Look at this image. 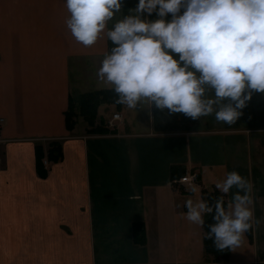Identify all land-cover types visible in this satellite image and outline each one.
Wrapping results in <instances>:
<instances>
[{
  "label": "crops",
  "instance_id": "0c3cea01",
  "mask_svg": "<svg viewBox=\"0 0 264 264\" xmlns=\"http://www.w3.org/2000/svg\"><path fill=\"white\" fill-rule=\"evenodd\" d=\"M65 15L62 0H0V264H264V93L233 125L155 107L152 120L113 104V131L88 132L80 115L67 130L69 96L89 81L109 88L95 73L112 44H78ZM55 139L62 157H44L39 176L34 145ZM233 170L252 184L254 223L240 247L212 260L183 204ZM192 171L197 193L179 180Z\"/></svg>",
  "mask_w": 264,
  "mask_h": 264
},
{
  "label": "clouds",
  "instance_id": "9594fccd",
  "mask_svg": "<svg viewBox=\"0 0 264 264\" xmlns=\"http://www.w3.org/2000/svg\"><path fill=\"white\" fill-rule=\"evenodd\" d=\"M124 2L62 0L63 23L78 44L111 42L95 75L117 104L152 120L155 107L233 125L253 93H264V0H137L127 14ZM215 188L235 191L228 200L189 198L183 215L200 228L210 216L204 238L234 250L253 227L252 184L233 170ZM187 190L200 191L194 183Z\"/></svg>",
  "mask_w": 264,
  "mask_h": 264
},
{
  "label": "trees",
  "instance_id": "16d2710c",
  "mask_svg": "<svg viewBox=\"0 0 264 264\" xmlns=\"http://www.w3.org/2000/svg\"><path fill=\"white\" fill-rule=\"evenodd\" d=\"M116 96L115 93L110 88H100L94 89L90 91H85L79 93L76 96H69L67 108L64 111V122L67 130L73 129L76 123V117L80 115L84 121L89 126L87 131L93 133H106L108 131H113L115 127L109 128L106 126V121L97 116V107L101 103H111L114 104L118 109L121 107L120 104L115 102ZM47 144V148L44 149L42 143H36L34 145L35 151V165L37 173L39 176H44L46 174V168L44 167L42 160L45 157L49 161H57L62 157V148L60 140L55 139L49 141ZM197 179V177H196ZM224 195L219 192V190L215 188H203L201 192V197L204 199H208L209 201ZM225 198V195H224ZM205 227L203 228V232L207 231V224L211 223V217L205 216ZM142 227L138 226V230L135 229V234L137 240H141ZM203 234V248L205 254L211 255L212 260H225L229 253L228 249L225 250H217L210 239H205Z\"/></svg>",
  "mask_w": 264,
  "mask_h": 264
},
{
  "label": "rangeland",
  "instance_id": "374dc122",
  "mask_svg": "<svg viewBox=\"0 0 264 264\" xmlns=\"http://www.w3.org/2000/svg\"><path fill=\"white\" fill-rule=\"evenodd\" d=\"M75 74H76L75 70L71 69L70 70V76H71L70 79L74 80ZM86 85H88L86 88L91 89V90H92V88L94 89V87H95V85L91 84V81H89L88 84H86ZM113 111H115V107L111 103H106V102L101 103L97 107V113L99 114V116L101 115L104 119L110 118L111 117L110 115H112ZM82 121H83L82 118L79 117L77 127H80V125L83 123Z\"/></svg>",
  "mask_w": 264,
  "mask_h": 264
},
{
  "label": "built area",
  "instance_id": "2783aa9c",
  "mask_svg": "<svg viewBox=\"0 0 264 264\" xmlns=\"http://www.w3.org/2000/svg\"><path fill=\"white\" fill-rule=\"evenodd\" d=\"M111 117L106 120V126L109 128H113L116 126L115 121L120 119L121 114L119 112H114ZM197 173L196 172H190V173H185L183 176L179 178L181 182H188V184H192V182L196 179Z\"/></svg>",
  "mask_w": 264,
  "mask_h": 264
}]
</instances>
